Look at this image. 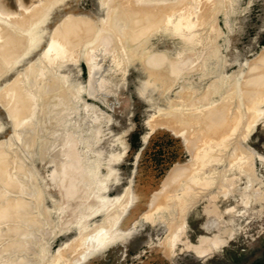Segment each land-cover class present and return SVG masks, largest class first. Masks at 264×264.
Segmentation results:
<instances>
[{
    "label": "rangeland",
    "instance_id": "1",
    "mask_svg": "<svg viewBox=\"0 0 264 264\" xmlns=\"http://www.w3.org/2000/svg\"><path fill=\"white\" fill-rule=\"evenodd\" d=\"M37 1L17 4L10 13L0 6V29L6 28L3 24L8 19L16 23H8L10 29L15 28L10 31L11 38L15 37L10 42L13 53L0 52V264L17 259L19 263L11 262L58 264L72 258L67 252L72 245L101 225L110 229L109 219L124 214L131 199L130 219L121 228L135 225L138 232L85 264H264V0H217L215 13L205 19L206 24L197 26L207 42L196 49H186L180 35L169 36L156 20L140 24L136 16L129 21L116 16L123 0ZM164 1V5L162 1L144 2L137 7L156 3L180 10L188 2ZM52 2L57 6L52 4L55 11L47 22L48 36L30 51L31 31L25 28L35 26ZM199 4L193 17L202 20L205 7L203 1ZM117 37L126 52L120 51ZM62 38L70 42L67 50L61 45ZM212 46L217 51L216 74L206 75L204 58ZM162 56L168 60L162 62L165 70L162 64L158 63L159 68L152 65ZM15 84L23 100L21 113H26L21 120L15 118L13 95L8 94ZM250 90L256 92L253 98H249ZM254 98L260 105L253 108ZM172 108L195 114L194 127L164 125L160 120ZM224 112L228 119L237 117L235 131L228 125L231 138L225 147L221 135L211 131L214 118ZM198 128L207 133L205 138ZM191 141L197 146L192 147ZM207 144L212 145L210 152L200 149ZM197 154L207 159L198 170ZM235 162L244 171L238 174L235 195L225 199L220 184L211 192L219 190L220 208L233 207L234 214L224 212L222 219L212 214L210 194L201 190L186 212L183 240L170 243L166 252L169 242L164 237L171 229L164 215L178 203L172 206L170 202L178 180L182 189L188 178L183 174L165 187L167 180L183 168L195 169L196 179L212 174L220 182ZM167 202L168 211H161ZM31 221L36 222L30 225ZM80 222H87V228L82 224L78 228ZM221 228L226 230L220 233ZM11 244L12 251L5 254L2 249ZM189 244H202L203 251L196 253Z\"/></svg>",
    "mask_w": 264,
    "mask_h": 264
},
{
    "label": "bare ground",
    "instance_id": "2",
    "mask_svg": "<svg viewBox=\"0 0 264 264\" xmlns=\"http://www.w3.org/2000/svg\"><path fill=\"white\" fill-rule=\"evenodd\" d=\"M34 1V3H38L39 4V2L37 1V2H35V0H33ZM58 1V0H57ZM64 1H66V0H64ZM122 1V0H121ZM159 1H162L160 4H163L164 5V3H166L164 0H123V3H121V2H119V8H118V6H117V8H118V10H117V13H115L116 14V16L117 15H119L121 18H123V19H125V21H129L130 20V18H136L138 21H139V23L140 24H144L145 22H147L148 23V21H152V22H154L155 23V20L157 21V26L159 27V26H161V29L162 28H164L165 30V32H167L168 33V35L169 36H171V35H176V36H178V35H180L182 38H183V45L182 46H184L186 49H196L197 47H198V45H200L201 44V46H203V45H205L206 44V42H207V39L206 38H204V37H201V36H199V32H197V26H199L200 25V23H205L206 21H205V19L206 20H208L207 19V17L208 16H210L211 17V15L213 14V12L215 13V11L217 10L216 9V7H217V0H201V1H203V3H204V7H205V9L203 8V10H205V15L202 17L203 19L202 20H199L198 18H194L195 16H194V14L197 12V5H200L199 4V2H200V0H188V2L185 4V6H184V8H182V9H174L173 7H171V6H160V4L159 5H155L154 4V6H152V5H149L148 7H137V5H142V3H143V5H145L144 4V2L146 3H148V4H151L150 2H159ZM163 1H164V3H163ZM179 1V0H178ZM199 1V2H198ZM220 3H222L221 1L222 0H218ZM29 2H31V0H16V1H14V0H0V6L2 7V9H6V13H7V11L8 10H11V12H12V10H15V8H16V6H17V4H25L26 3V5H27V3H29ZM40 2H41V0H40ZM54 3L56 2V0L55 1H53ZM53 2L51 3V5H49V3H48V5H49V10L48 9H46L47 11L45 12L44 10H43V12L45 13L44 15H43V17L41 16V18L42 19H40V17H39V19H40V21H38L37 23L34 21V23H36L35 24V26H30V27H28V28H25L26 29V31H27V29H29V31H31V36H29V38H30V40L32 41L31 42V44H30V51H32L33 49H35V47L37 46V44H39L41 41H43V40H45L46 39V37L48 36V32L50 31V28L48 27V20L49 19H51L50 17H51V12H53V11H55L54 10V6H52V4H53ZM198 2V3H197ZM32 3V2H31ZM30 3V4H31ZM57 3V2H56ZM60 3V2H59ZM121 3V4H120ZM33 4V3H32ZM117 4V3H116ZM167 4V3H166ZM165 4V5H166ZM173 4V3H172ZM18 5V6H19ZM29 5V4H28ZM47 5V6H48ZM53 5H56V4H53ZM59 5V4H58ZM23 6V5H22ZM20 7L21 9L22 8H24V7H26V6H24V7ZM46 6V7H47ZM50 6H52L51 8H50ZM57 6V5H56ZM174 6V5H173ZM180 6V5H179ZM28 7V6H27ZM45 7V8H46ZM56 8V7H55ZM17 9V8H16ZM21 9H18V11L19 10H21ZM113 10V9H112ZM115 11V10H114ZM219 11V10H218ZM9 12V11H8ZM16 12V11H15ZM29 12V11H28ZM202 12V11H201ZM1 13V12H0ZM10 13V12H9ZM14 13V12H13ZM22 13H25V11L24 12H22ZM114 13V12H113ZM199 13V12H198ZM197 13V14H198ZM3 14V13H2ZM6 15V14H5ZM8 15V14H7ZM6 15V16H7ZM176 15H177V20L176 21H174L173 20V18L174 17H176ZM115 16V15H114ZM134 16H136V17H134ZM194 16V17H193ZM5 17V16H4ZM111 17V16H110ZM120 17H117V18H120ZM196 17H199V16H196ZM205 17V18H204ZM209 18V17H208ZM13 19V18H12ZM19 19V18H18ZM38 19V20H39ZM175 19V18H174ZM119 20V19H118ZM116 21H117V19H116ZM6 22H8V23H12V22H9V19H8V21H5V23ZM32 24H33V22L32 21H30ZM151 22V23H152ZM208 22V21H207ZM4 23V22H3ZM8 23H6V24H3V25H5L6 26V28H4L3 30H1L0 31V52L1 51H3L4 53H13V51H14V47H12V45L13 44H10V42H11V40L12 39H14L15 37L12 35V38H11V34L13 33V30L15 29V28H13V30L12 29H10L11 27L9 26V25H11L12 26V24L14 25V23H12V24H8ZM118 23V22H117ZM127 23V22H126ZM153 23V24H154ZM16 24V23H15ZM26 24H29V23H26ZM125 24V23H124ZM150 24V23H149ZM206 24V23H205ZM210 24V23H209ZM8 25V26H7ZM31 25V24H30ZM34 25V24H33ZM90 25H94V24H90ZM126 25V24H125ZM128 25V24H127ZM156 25V24H155ZM97 26V25H96ZM157 26H155L156 28H157ZM210 26V25H209ZM3 27V26H2ZM10 27V28H9ZM14 27V26H13ZM15 27H20V26H15ZM27 27V26H26ZM32 27V28H31ZM123 27V26H122ZM21 28V27H20ZM24 28V27H23ZM73 28V27H72ZM71 28V29H72ZM155 28V29H156ZM199 28H201V27H199ZM71 29H69V30H71ZM155 29L153 30V31H155ZM158 30L157 31H159V28H157ZM185 29H186V31H185ZM17 30V29H16ZM15 30V31H16ZM68 30V31H69ZM119 30V29H118ZM10 31H12V33H10ZM25 31V30H24ZM28 31V32H29ZM75 31V30H74ZM74 31H72V32H74ZM152 31V32H153ZM78 32H80V31H77L76 33L78 34ZM95 33H99V32H95L94 31V34ZM106 33V32H105ZM64 34V33H63ZM93 34V36H95ZM29 35V34H28ZM98 35V34H97ZM113 35V34H112ZM138 35V34H137ZM16 36H18V35H16ZM59 36V35H58ZM69 36V35H68ZM68 36H67V38H68ZM176 36H174V37H176ZM27 37V36H26ZM96 37V36H95ZM122 37V36H121ZM126 37V36H125ZM60 38V37H59ZM118 38V41H116V42H119L120 44V46H122V47H120L121 49H120V51H124V52H126L127 50H126V48L125 47H123V45H122V39H120L119 40V37H117ZM63 40H64V38H62ZM61 39V40H62ZM70 39V38H69ZM92 39V38H91ZM124 39V38H123ZM209 39V38H208ZM212 39V38H211ZM94 39H92V41H93ZM96 40V39H95ZM115 40V39H114ZM137 40V39H136ZM26 41V40H25ZM71 41V40H70ZM14 42H15V40H14ZM73 42V41H72ZM122 42V43H121ZM12 43V42H11ZM58 43H60L61 44V41L60 42H58ZM85 43V42H84ZM88 43V42H87ZM140 43V42H139ZM209 43V42H208ZM68 44H70V42L68 41V39H65L63 42H62V46H63V48L65 49V47L67 46V47H69L68 46ZM102 44V43H101ZM16 45V44H15ZM88 45V44H87ZM100 45V44H99ZM107 45V44H106ZM111 46H113V45H111ZM66 47V48H67ZM109 47V46H108ZM204 47V46H203ZM211 47V46H210ZM209 47V48H210ZM111 48V47H110ZM131 48V47H130ZM129 48V49H130ZM28 49H29V47H28ZM27 49V50H28ZM26 50V51H27ZM65 50H67V49H65ZM29 51V52H30ZM119 51V50H118ZM131 51V50H130ZM135 51V50H134ZM195 51V50H194ZM109 52V51H108ZM124 52H121V55H126V53H124ZM131 53V52H130ZM216 54H217V51H216V47L214 46H212V48L210 49V50H208L207 52H206V58H204V68H205V72H206V75H211V74H216V68L214 67V66H216V65H213V63H214V61L216 60ZM91 55V54H90ZM133 55V54H132ZM160 55V54H159ZM8 56V55H7ZM126 56H128L129 57V55H126ZM125 56V57H126ZM166 56V55H165ZM127 57V58H128ZM131 57V56H130ZM144 57H147V55L146 56H144ZM143 57V58H144ZM149 57V56H148ZM167 57V56H166ZM165 57V58H166ZM169 57V56H168ZM0 58H1V56H0ZM3 59V58H2ZM169 59V58H168ZM175 59V58H174ZM203 59V58H202ZM143 60V59H142ZM153 60H155L154 58H153ZM163 60H164V62H166V60H167V58L166 59H164V56H162L161 58L160 57H158V60H157V62L154 64V62L152 63V65H154V67H155V65L156 66H158V68L160 67L159 65H158V63L159 64H162V62H163ZM144 61V60H143ZM146 61V60H145ZM151 61H152V59H151ZM156 61V60H155ZM168 61V60H167ZM178 61V60H177ZM262 62H264V56L262 57V60H261ZM147 62H148V60H147ZM164 62H163V64H164ZM170 62H172V61H170ZM167 63H169V62H167ZM163 64L161 65L162 67H163V69L165 70V68L167 67H165V66H163ZM0 65H1V63H0ZM147 65V64H146ZM151 65V64H150ZM165 65H167V64H165ZM202 66V67H203ZM153 66H152V68H154ZM165 67V68H164ZM156 68V67H155ZM153 71V70H152ZM168 71V70H167ZM38 72V71H37ZM97 72V71H96ZM97 74V73H96ZM155 74V73H154ZM154 74H151V75H154ZM157 75V74H156ZM158 76V75H157ZM163 76H165V75H163ZM162 76V77H163ZM66 77V76H65ZM154 77V76H153ZM93 78V77H92ZM156 78V77H155ZM219 78V77H218ZM150 79V78H149ZM38 81V80H37ZM37 81H35V83L37 82ZM95 82V81H94ZM149 82V81H148ZM12 83V82H11ZM16 83V82H15ZM57 83V82H56ZM215 84H216V82H215ZM240 84V83H239ZM14 85V84H13ZM11 86L10 87V91L7 89V91H9V92H11V93H8V94H12L13 96V98H10V99H13V102L12 101H10V103L12 102L13 103V105H12V111L14 112V114H16V117L15 118H17V119H19V120H21V118H22V116H23V114H26L25 112L22 114L21 113V110L23 109V107L22 108H20V106H24V105H22L23 104V100H22V98H21V100H22V104L20 103L21 102V100H20V96L21 95H19V87H16L17 85H19V84H15V86ZM41 85V84H40ZM47 85V84H46ZM95 85V84H94ZM8 86V85H7ZM32 86V85H31ZM39 86V85H38ZM48 86V85H47ZM50 86V85H49ZM57 86V85H56ZM56 86H54V87H56ZM45 88H48V87H45ZM79 88V87H78ZM92 88H93V86H92ZM50 88H48L47 90H49ZM89 89V88H88ZM25 90V89H24ZM22 90H20V92H21ZM34 91V90H33ZM93 91V90H92ZM55 92V91H54ZM53 93V92H52ZM91 93V92H90ZM5 94V93H4ZM21 94V93H20ZM248 94H249V98H253V96L254 95H256V92H254V90H250L249 92H248ZM4 99V98H3ZM23 99H24V97H23ZM47 99V98H46ZM252 100V99H251ZM251 100H249V101H251ZM254 100V102L253 103H251L252 104V107L254 108V107H257L256 105H258L259 103H258V101H256L255 102V100H257L256 98H254L253 99ZM252 100V101H253ZM9 101V100H8ZM26 101V100H25ZM40 101V100H39ZM38 101V102H39ZM249 101H248V103H249ZM261 102V101H260ZM8 103V102H7ZM21 105H20V104ZM66 103V102H65ZM247 103V104H248ZM262 103V102H261ZM27 104V103H26ZM33 104V103H32ZM10 105V106H11ZM20 105V106H19ZM249 105V110L252 112L253 110V108L251 107V105L250 104H248ZM260 105V104H259ZM39 106V105H38ZM43 106V105H42ZM9 108V107H8ZM11 108V107H10ZM39 108V107H38ZM252 108V109H251ZM259 109H260V107H258ZM44 109V108H43ZM56 109V108H55ZM173 110H170V112L169 111H167V112H165V114L167 113V115H166V118L164 117V119H159L160 121H163L164 120V125H165V123H167V126H169V127H171V126H173V128H175L174 127V125H176L177 123H179V125L181 124L182 125V127H185V126H191V125H193V127H194V121H192V116H195V114H189V113H185L184 111H182V110H180V109H174V108H172ZM39 110V109H38ZM50 110V109H49ZM249 110H247V112L249 111ZM255 110V109H254ZM256 110L258 111V109L256 108ZM10 111V110H9ZM28 111V110H27ZM30 111V110H29ZM43 111V110H42ZM229 111V110H228ZM256 111V112H257ZM254 112V111H253ZM226 113L227 112H224V113H221V114H219L218 116H216L215 118H214V121H213V123H214V126H213V128L211 129V131H213V132H215L214 133V135H221V141H222V143H223V146L225 147V146H228V145H230L229 143V141H230V139L229 138H231L230 137V134H229V131H228V129L227 128H229L228 127V125H232L233 126V131H235V125H234V123L236 122V119H237V117H236V115H235V118L234 119H228V114L226 115ZM229 113V112H228ZM258 113H260V112H258ZM42 114V113H41ZM169 114V115H168ZM189 114V115H188ZM237 114V113H236ZM243 114V113H242ZM246 114V113H245ZM247 114H250V115H252L250 112L249 113H247ZM208 115V114H207ZM239 115V114H238ZM237 115V116H238ZM249 115V116H250ZM254 115V114H253ZM257 115V114H256ZM26 117V116H25ZM48 117V116H47ZM251 117H253V116H251ZM197 118V117H196ZM199 118V117H198ZM203 118V117H202ZM254 118V117H253ZM26 119V118H25ZM48 119V118H47ZM204 119V118H203ZM27 120V119H26ZM26 120L24 121V122H26ZM158 120V121H159ZM253 120V119H252ZM27 121H29V120H27ZM198 121V120H197ZM20 122V121H19ZM23 122V121H22ZM23 122V123H24ZM199 122V121H198ZM204 122V121H203ZM161 123H163V122H160V124ZM189 124V125H188ZM20 125V124H19ZM171 125V126H170ZM18 126V125H17ZM200 126V125H199ZM21 127V126H20ZM202 127V126H201ZM31 128V127H30ZM49 128V127H48ZM172 128V127H171ZM192 128V127H191ZM196 128V127H195ZM25 129H28V126H27V128L25 127ZM193 129V128H192ZM198 129H200V128H198ZM203 128H201L200 130H198V131H200L201 132V130H202ZM21 131H23V130H21ZM203 131V130H202ZM24 132V131H23ZM199 132V133H200ZM231 132V131H230ZM25 133V132H24ZM28 133V132H27ZM232 133H234V132H232ZM231 133V135H233ZM20 134V133H19ZM201 134H202V137L203 138H205L206 136H207V133H203V132H201ZM22 135H23V133H22ZM148 135V134H147ZM193 135V134H192ZM206 135V136H205ZM18 136V135H17ZM194 136V135H193ZM234 136V135H233ZM192 137V136H191ZM19 138V137H18ZM194 138V137H193ZM20 139V138H19ZM23 140H24V138H23ZM27 140H29V139H27ZM27 140H25V141H27ZM203 141V140H202ZM212 141V140H211ZM241 141V140H240ZM213 143H214V141H213ZM237 143V142H236ZM211 144V143H210ZM217 144V143H216ZM192 147H196L197 145H196V142H194V141H191V144H190ZM200 145H201V143H200ZM208 145V144H207ZM215 145V144H214ZM243 145V144H242ZM211 147H212V145H208L207 147H201L200 149L201 150H203V151H205V152H210V149H211ZM229 150V149H228ZM212 153V152H211ZM211 153H210V155H211ZM215 153H218V152H216L215 151ZM41 154V153H40ZM219 154V153H218ZM2 155V154H1ZM227 155V154H226ZM117 156V154L115 155V157ZM235 156V155H234ZM233 156V157H234ZM118 157H120V156H118ZM203 157V158H202ZM205 157H206V155H200V154H197L196 155V161L198 162V165L195 167V169L196 170H198V168H199V166L201 165V164H204L203 162L206 160L207 161V159H205ZM245 157V156H244ZM15 158V157H14ZM117 158V157H116ZM116 158H114V159H116ZM202 158V159H201ZM195 160V159H194ZM200 160V161H199ZM220 160V159H219ZM231 160V159H230ZM238 160V159H237ZM111 161H113V157H112V160ZM110 161V162H111ZM116 161V160H115ZM193 162V161H192ZM209 162V161H208ZM240 162V161H239ZM207 163V162H206ZM188 165V164H187ZM229 168L230 169H227V173L223 176V174H222V176H223V178H222V180H220V182H216V180L214 179V177L212 176V174L211 175H209V176H207L206 178H204V179H196V175L194 174V172H195V169H192V170H183V168L182 169H180L177 173H176V175L177 176H174V177H172V178H170L169 180H167V182L165 183V187L168 185V184H172L173 183V181H177L178 180V177H180L181 175H187L186 176V178H188L187 180L186 179H184V180H181V181H185V183H182V186H184L183 184H185V187L184 188H182L181 189V185H180V181L178 180V183H177V187H176V189L174 190L175 191V193L171 196V200L172 201H170L171 203L172 202H174L175 204H176V202H178L175 206L176 207H174L173 205H174V203H172V209H171V211L166 215L165 213V215H164V217H166L165 219H166V226H169L170 227V229H171V231H170V233L168 232V236H167V238H166V236L164 237L168 242H169V244H167V242H164V243H166L167 244V247H166V252H167V248L169 247V245H170V243H175L176 244V242H178V241H180L181 239L183 240V237H184V235H185V229H186V223H185V216L187 215L186 214V212L188 211V209L190 208V206L191 205H194L195 203L194 202H196L199 198H198V195L200 194L199 192H202L201 190H203V191H205V193H203L204 195L206 194V196H207V194H210V195H208L209 197H207V199H208V202H209V204H211L212 205V208H210V210L209 211H211V213L212 214H215L218 218H223V214H224V212H234L235 210H234V208L233 207H230V208H227L225 211H223L221 208H220V205L218 204V201H217V199H218V197L220 198V196H219V194H217V192L218 193H220L219 192V190L216 192V193H211L212 192V189L213 188H215L216 186H217V184H220V185H222V188H221V190L220 191H222V193H223V197H225V199L228 197V195H230V194H233V195H235V193H236V191H237V179H238V174L241 172L242 173V171H243V166L240 164V163H233V164H231L230 166H229ZM177 169V168H176ZM207 170V169H206ZM205 170V171H206ZM111 171V170H110ZM224 171V170H223ZM226 171V170H225ZM10 172V171H9ZM97 172H99V171H97ZM113 172V170L111 171V172H108V175H109V173L111 174ZM211 172V171H210ZM210 172H208L207 171V173H210ZM244 172V171H243ZM206 173V174H207ZM215 173V172H214ZM219 173V172H218ZM250 173V172H249ZM114 174V173H113ZM112 174V175H113ZM203 174H205V173H203ZM203 174H201V175H203ZM242 174H244V173H242ZM247 174V176H248V173H246ZM2 175V174H1ZM110 176V175H109ZM199 176V175H198ZM240 176H241V174H240ZM245 176V175H244ZM250 176V175H249ZM215 177H217V176H215ZM251 177H252V175H251ZM185 178V177H184ZM22 180V179H21ZM239 180H241L240 178H239ZM249 180H250V178H249ZM24 182V181H23ZM239 182V181H238ZM253 182V181H252ZM20 183H22V182H20ZM11 185V184H10ZM25 185V184H24ZM29 185V184H28ZM220 185H218L216 188H218V187H220ZM3 186V185H2ZM202 188H201V187ZM6 187V186H5ZM24 187V186H23ZM99 187H101V186H99ZM197 187H199L200 189H197ZM21 188V187H20ZM25 188V187H24ZM131 188V187H130ZM30 189V188H29ZM133 189V188H132ZM219 189V188H218ZM28 190V189H27ZM38 190V189H37ZM97 190H99V189H97ZM104 190V189H103ZM134 190V189H133ZM23 191V190H22ZM36 191V190H35ZM34 192V191H33ZM170 192V191H169ZM172 192V191H171ZM24 193V192H23ZM131 190H130V195H131ZM176 193H177V195H176ZM197 193V194H196ZM133 194V193H132ZM157 194V193H156ZM204 195H202L203 197H204ZM25 196V195H24ZM102 196V195H101ZM162 196V195H161ZM165 196V195H164ZM166 196H168V195H166ZM165 196V197H166ZM34 198V197H33ZM132 198H134V197H132ZM136 198V197H135ZM134 198V199H135ZM202 198V197H201ZM229 198V197H228ZM248 198V197H247ZM27 199V198H26ZM37 199V198H36ZM35 199V200H36ZM166 199V198H165ZM33 200V199H32ZM160 200V202H161V200H163V199H159ZM168 200V199H167ZM166 200V201H167ZM230 200V199H229ZM243 200H245L244 198H243ZM110 201H111V199H110ZM37 202V201H36ZM108 202V201H107ZM107 202H105V203H107ZM157 202H159V201H157ZM157 202L155 203V204H157ZM168 202H169V200H168ZM165 203V204H163L162 206H161V208H160V210L161 211H168V210H166L165 209V207H166V205L167 204H169V203ZM34 203V202H33ZM104 203V204H105ZM129 203V202H128ZM135 203V202H134ZM163 203H164V200H163ZM38 205V204H37ZM130 205H132V199H131V201H130V203L128 204V206L126 207V209H124V208H122V210L124 209L125 210V212H124V210H123V212H124V214L121 216L120 214H119V216L117 217V215H114L115 217H117L116 219H115V217L114 216H112V218H114L115 219V221H112L111 219H109L111 222H112V224H110L109 226L111 227H109L110 229H107V228H105V227H102L103 225H101V226H99V229L98 230H96L95 229V232L94 233H92V232H90V234L89 235H86L88 232H89V230L91 231V229H89V230H87V231H85L86 232V236H83L82 235V238H81V241H78V243H76V244H74V245H72L71 247L73 248H71L72 249V251H70V250H68L67 252H71L72 253V258L70 259V258H68V259H70V261L68 262V259H66L65 257L63 258V260L64 259H66L67 260V262H68V264H85V263H87V262H89L90 260H92L93 258H95V257H97V256H100V255H102V254H104V252L106 251V249L107 248H109L110 246H112V245H114V244H117V243H119V242H125L128 238H131L132 236H134L137 232H138V228H137V226H133V227H130V228H128V229H123V228H121V226L122 225H124V224H127V222H128V220L130 219V216H129V213H128V207L130 206ZM161 205V204H160ZM171 205V204H170ZM39 206V205H38ZM155 206V205H154ZM158 206V205H157ZM156 206V207H157ZM23 207V206H22ZM33 207V206H32ZM155 207V210H157L158 208H156ZM159 207V206H158ZM169 207H171V206H169ZM27 208V207H26ZM34 208V207H33ZM38 207H36V209H37ZM166 208H168V207H166ZM25 209V208H24ZM30 209V208H29ZM23 210V208L21 209V211ZM26 210V209H25ZM24 210V211H25ZM39 210V209H38ZM154 210V211H155ZM28 211V210H27ZM122 211H120V213H121ZM31 213V212H30ZM181 214V215H178V214ZM17 214V213H16ZM16 214L14 213V215L16 216ZM24 214H25V212H24ZM35 214V213H34ZM162 214V213H161ZM234 214V213H233ZM108 215V214H107ZM160 215V214H159ZM14 216V217H15ZM18 216V215H17ZM20 216V215H19ZM33 216V215H32ZM41 216V215H40ZM157 216V215H156ZM235 216V215H234ZM10 217H11V215H10ZM13 217V216H12ZM110 217V216H109ZM162 217V216H161ZM27 218V217H26ZM105 218V217H104ZM24 219H25V217H24ZM34 219V218H33ZM37 219V218H36ZM87 219V218H86ZM12 220V219H11ZM35 220V219H34ZM230 220H232V218L230 219ZM229 220V221H230ZM23 221V220H22ZM25 221V220H24ZM28 220H26L25 222L26 223H29V222H27ZM30 221V220H29ZM79 221H81V220H79ZM82 221L84 222V220L82 219ZM85 221H87V220H85ZM24 222V223H25ZM36 221H34V223H35ZM83 222H80L79 224H78V228L79 227H81L82 225L83 226H85V225H87V222H86V224L84 225V224H82ZM33 223V221H31V223H30V225ZM33 223V224H34ZM85 223V222H84ZM20 224V223H19ZM82 224V225H81ZM99 224V223H98ZM29 225V224H28ZM36 225V224H35ZM94 225V224H93ZM88 226V225H87ZM105 226V225H104ZM86 227V226H85ZM101 227V228H100ZM168 227V228H169ZM87 228V227H86ZM96 228H98V227H96ZM223 228H221L220 229V233L222 232H224L225 230H222ZM84 230V229H83ZM27 231V230H26ZM233 231H231L229 234H231ZM220 233H219V235H220ZM19 235H21V234H19ZM80 235V234H79ZM229 236V235H228ZM28 237V236H27ZM80 237V236H79ZM215 237V236H214ZM218 237H220V236H218ZM218 237H216V238H218ZM221 238V237H220ZM229 238V237H228ZM224 239H225V237H224ZM78 240V239H77ZM206 240V239H205ZM210 240V239H209ZM212 240V239H211ZM210 240V241H211ZM162 242V241H161ZM160 242V243H161ZM217 242H218V240H217ZM221 242V241H220ZM22 243V242H21ZM21 243H19V244H21ZM24 243V242H23ZM164 243H163V245H164ZM187 243V242H186ZM18 244V243H17ZM165 244V245H166ZM172 244V245H173ZM208 244V243H207ZM211 243H209V245H210ZM224 244V243H223ZM13 244H11V245H8V246H10L9 248L6 246V247H4V249H2L3 250V252L5 253V254H7V253H9V252H11L12 250H10V248H11V246H12ZM160 245V244H159ZM162 245V244H161ZM212 245V244H211ZM15 246H17V245H15ZM14 246V247H15ZM19 246H21V245H19ZM18 246V247H19ZM25 245H23V247H24ZM175 246L176 245H174V248H175ZM189 246L190 247H192L195 251H196V253L198 252V253H201V250H202V248H201V246H202V244H201V246H199V244L198 245H196V244H189ZM203 247V246H202ZM209 247V246H208ZM212 247V246H211ZM219 247V246H218ZM171 248H172V246H171ZM171 248H170V250H171ZM205 248H206V245H205ZM210 248V247H209ZM215 248V247H214ZM204 249V248H203ZM10 250V251H9ZM61 250V249H60ZM174 250V249H173ZM209 250V249H208ZM165 251V250H164ZM203 251V250H202ZM210 251H211V248H210ZM209 251V252H210ZM213 251V250H212ZM205 252V251H204ZM64 253H66V252H64ZM71 253H70V256H71ZM173 253V252H172ZM208 253V252H207ZM206 253V254H207ZM66 254H68V253H66ZM66 254H64V255H66ZM169 254H171V252L169 251ZM62 255V254H61ZM61 255H59L61 258H59L58 260H60V259H62V256ZM199 255V254H198ZM68 257H69V255H67ZM32 259V258H31ZM35 259V258H34ZM18 260V261H17ZM17 260H15L16 262H18L19 263V259H17ZM66 260H64V261H62V262H59V263H61V264H63V262H64V264H66L65 263V261ZM11 261H13V260H11ZM11 261H6L5 263H3V264H10V263H12ZM15 261H13V262H15ZM20 261H22L21 259H20ZM53 262V261H52ZM58 263V264H59ZM13 264V263H12Z\"/></svg>",
    "mask_w": 264,
    "mask_h": 264
}]
</instances>
